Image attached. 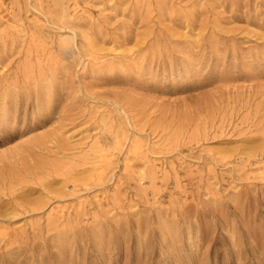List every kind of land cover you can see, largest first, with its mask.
Instances as JSON below:
<instances>
[{
	"label": "rangeland",
	"instance_id": "rangeland-1",
	"mask_svg": "<svg viewBox=\"0 0 264 264\" xmlns=\"http://www.w3.org/2000/svg\"><path fill=\"white\" fill-rule=\"evenodd\" d=\"M0 264H264V0H0Z\"/></svg>",
	"mask_w": 264,
	"mask_h": 264
}]
</instances>
